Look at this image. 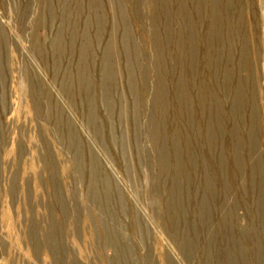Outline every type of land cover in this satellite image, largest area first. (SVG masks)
I'll list each match as a JSON object with an SVG mask.
<instances>
[{
	"label": "rangeland",
	"instance_id": "obj_1",
	"mask_svg": "<svg viewBox=\"0 0 264 264\" xmlns=\"http://www.w3.org/2000/svg\"><path fill=\"white\" fill-rule=\"evenodd\" d=\"M0 264H264V0H0Z\"/></svg>",
	"mask_w": 264,
	"mask_h": 264
}]
</instances>
